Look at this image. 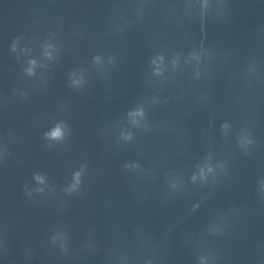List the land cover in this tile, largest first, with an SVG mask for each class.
<instances>
[{
    "label": "clouds",
    "instance_id": "obj_1",
    "mask_svg": "<svg viewBox=\"0 0 264 264\" xmlns=\"http://www.w3.org/2000/svg\"><path fill=\"white\" fill-rule=\"evenodd\" d=\"M54 135H60V132H59V130H57V132H56V133H54Z\"/></svg>",
    "mask_w": 264,
    "mask_h": 264
}]
</instances>
